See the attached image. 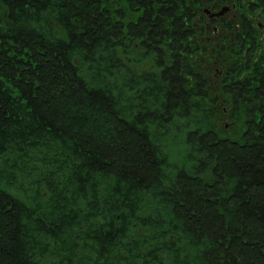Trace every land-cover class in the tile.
<instances>
[{
    "label": "trees",
    "instance_id": "16d2710c",
    "mask_svg": "<svg viewBox=\"0 0 264 264\" xmlns=\"http://www.w3.org/2000/svg\"><path fill=\"white\" fill-rule=\"evenodd\" d=\"M187 4L0 0V264H264V64L220 130Z\"/></svg>",
    "mask_w": 264,
    "mask_h": 264
},
{
    "label": "rangeland",
    "instance_id": "374dc122",
    "mask_svg": "<svg viewBox=\"0 0 264 264\" xmlns=\"http://www.w3.org/2000/svg\"><path fill=\"white\" fill-rule=\"evenodd\" d=\"M187 6L198 12L192 18L196 33L191 37L195 53L190 60L195 65L193 70L202 75L207 86V96H200L196 101L199 100L204 107L213 109L218 128L231 133L235 130L236 123L231 118L233 107L230 96L225 92V86L231 79H242L238 72L242 68H247L243 75L248 74L251 77L255 68L264 64V26L258 25L261 16V23L264 25V13L259 8L258 0H188ZM228 6L230 11L221 20L208 17L210 11H221ZM244 19H248L254 27L255 33L250 37H238L243 30L242 26H245ZM139 64L142 68L149 67L147 61ZM192 77V85L196 86ZM171 149L173 163H185L180 139L173 142Z\"/></svg>",
    "mask_w": 264,
    "mask_h": 264
},
{
    "label": "flooded vegetation",
    "instance_id": "af4514ba",
    "mask_svg": "<svg viewBox=\"0 0 264 264\" xmlns=\"http://www.w3.org/2000/svg\"><path fill=\"white\" fill-rule=\"evenodd\" d=\"M208 11V10H207ZM222 11H225V13L224 14H219L220 12H222ZM229 11H230V7L228 6V7H225V8H223V9H221V11H210L209 13H208V17L209 18H212V19H215V18H220V20L222 19V18H224L223 16H226L228 13H229ZM218 14V15H217ZM262 18H263V16H261L259 19H258V25H261V26H264L261 22H262ZM220 32V31H219ZM242 32H243V30H242ZM242 32L238 35V37H240L241 35H242Z\"/></svg>",
    "mask_w": 264,
    "mask_h": 264
},
{
    "label": "water",
    "instance_id": "95a60500",
    "mask_svg": "<svg viewBox=\"0 0 264 264\" xmlns=\"http://www.w3.org/2000/svg\"><path fill=\"white\" fill-rule=\"evenodd\" d=\"M225 13V11H222V12H220L219 14H224ZM218 15V14H217Z\"/></svg>",
    "mask_w": 264,
    "mask_h": 264
}]
</instances>
